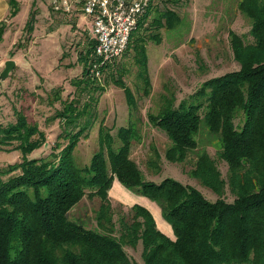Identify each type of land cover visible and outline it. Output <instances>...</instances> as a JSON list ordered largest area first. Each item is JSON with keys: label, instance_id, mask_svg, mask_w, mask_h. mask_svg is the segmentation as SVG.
Segmentation results:
<instances>
[{"label": "trees", "instance_id": "obj_1", "mask_svg": "<svg viewBox=\"0 0 264 264\" xmlns=\"http://www.w3.org/2000/svg\"><path fill=\"white\" fill-rule=\"evenodd\" d=\"M151 2L136 26L146 23L143 30L150 26L169 30L180 22L167 7L146 21L154 8ZM7 3L9 18L17 8L13 0ZM236 7L249 21L250 37L246 42L234 31L227 32L238 68L203 80L176 103L173 96L167 97L156 113H145V122L169 141L164 160L179 163L192 153L188 176L215 197L210 200L196 185L168 176L159 182L144 178L130 158L131 144L142 138L143 121L134 114L115 136L100 123L97 140L106 156L99 149L86 163L78 164L74 147L95 119L89 101L81 107L73 98L62 101L55 117L64 123V130L51 146L58 150L38 158L27 155L45 142V136L17 113L15 123L0 127V147L15 141L13 148L21 153L19 161L0 168V264H134L124 247L138 241L142 264H264V0H238ZM4 26L5 20L0 21V33ZM135 40L132 48L143 54L140 37ZM87 44L78 57L83 75L94 60L93 40ZM143 56L138 74L148 90ZM122 90L129 108L135 107L129 88L122 86ZM202 128L217 140L214 152L225 163L224 175L213 157L197 151ZM59 138L66 142L61 145ZM155 156L160 161L156 151ZM146 165L150 173L159 171L152 160ZM113 179L154 202L173 238L161 233L149 211L139 205L114 211L107 195ZM83 196L99 199L91 226L83 225L81 218L68 217Z\"/></svg>", "mask_w": 264, "mask_h": 264}, {"label": "rangeland", "instance_id": "obj_2", "mask_svg": "<svg viewBox=\"0 0 264 264\" xmlns=\"http://www.w3.org/2000/svg\"><path fill=\"white\" fill-rule=\"evenodd\" d=\"M237 1L152 0L154 8L150 10L147 21L150 22L157 11L167 7L177 13L180 22L169 30L150 26L144 30L141 28L139 32L133 31L129 47L115 59L114 64L98 67L95 75L90 72L88 63L87 74L83 75L78 57L86 50L90 39L82 25L83 19L78 16L61 17L50 9L49 0H13L17 11L7 18L10 7L7 0H0V21L5 20L0 33V70L4 61L14 62L6 77L0 79V127L15 123L17 113H20L26 123L34 124L45 136V142L33 149L27 158L43 157L51 149L54 152L58 150L51 146L57 134L64 130V123L55 117L62 101L76 99L79 107L89 101L95 119L73 150L75 162L84 164L99 149L106 156L105 147L100 146L97 140L100 123L105 131L115 136L119 127L128 126L137 116L144 123L139 125L142 138L131 144L130 158L137 163L144 178L159 182L168 176L181 183L190 182L205 197L213 199V193L188 176L194 161L192 153L179 163L164 160L163 152L169 141L162 131L145 122V113H156L167 97L173 96L176 103L196 90L203 80L238 68L231 55L227 32L234 31L246 42L250 37L247 35L249 21L237 9ZM155 33L157 38L148 37ZM136 37L142 41L143 54L136 53L139 51L135 52L131 46L132 42H137L133 41ZM141 55L146 62L148 90H143L138 74ZM122 86L129 88L135 107L129 108L126 104ZM132 114L135 116L131 117ZM57 141L61 145L66 142L61 138ZM216 142L215 136L207 133L206 129L199 130L197 151L205 150L213 157L224 175L225 163L214 152ZM14 143L0 147V168L20 160V150L13 148ZM155 151L160 155V161ZM147 160L157 164L159 171H147ZM110 187L108 198L117 201H109L111 208L121 211V201H128V190L123 186L124 190ZM98 204V197L83 196L71 208L68 217L81 218L83 225L91 226ZM140 250L139 241L133 247H124L134 264H142Z\"/></svg>", "mask_w": 264, "mask_h": 264}, {"label": "built area", "instance_id": "obj_3", "mask_svg": "<svg viewBox=\"0 0 264 264\" xmlns=\"http://www.w3.org/2000/svg\"><path fill=\"white\" fill-rule=\"evenodd\" d=\"M151 0H49L50 9L64 17H80L93 40L90 72L122 56L130 34Z\"/></svg>", "mask_w": 264, "mask_h": 264}, {"label": "crops", "instance_id": "obj_4", "mask_svg": "<svg viewBox=\"0 0 264 264\" xmlns=\"http://www.w3.org/2000/svg\"><path fill=\"white\" fill-rule=\"evenodd\" d=\"M147 21V20H146ZM83 24V22H82ZM146 26V23H143V25L141 26H136L135 30H134V33L135 31L139 32V30L143 27ZM137 34V33H136ZM114 62V61H113ZM114 64V63H113ZM143 87H144V83H142ZM143 90H145V87L143 88ZM117 181L115 179L112 180L111 182V187H114V186H117V188H122V186H120L118 183V186L117 184ZM110 187V188H111ZM109 190V189H108ZM122 190H124L122 188ZM109 192V191H107ZM126 192V191H125ZM108 195V194H107ZM127 196H128V201L127 202H124V201H121L122 203V208H125V207H130L131 205L133 204H136V205H139L143 208H145L146 210L149 211V213L152 215L153 219H154V222H155V225L157 227V229L163 233L165 236L171 238L172 236V233H171V229H170V226L161 218L160 216V211L159 209L156 207V204L150 200H148L146 197L144 196H139V195H135L133 193H130L127 191ZM110 201H114V202H117L116 200H113L112 198H109ZM157 218H159V220H157ZM160 225V227H159ZM171 235V236H170Z\"/></svg>", "mask_w": 264, "mask_h": 264}, {"label": "water", "instance_id": "obj_5", "mask_svg": "<svg viewBox=\"0 0 264 264\" xmlns=\"http://www.w3.org/2000/svg\"><path fill=\"white\" fill-rule=\"evenodd\" d=\"M14 65L12 60H6L3 63V68L0 70V79H3L8 74L11 67Z\"/></svg>", "mask_w": 264, "mask_h": 264}]
</instances>
